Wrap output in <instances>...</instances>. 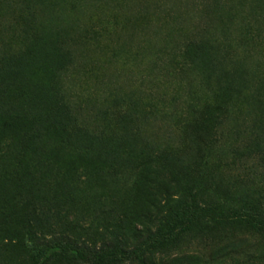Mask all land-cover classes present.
<instances>
[{
  "label": "rangeland",
  "instance_id": "1",
  "mask_svg": "<svg viewBox=\"0 0 264 264\" xmlns=\"http://www.w3.org/2000/svg\"><path fill=\"white\" fill-rule=\"evenodd\" d=\"M188 192L264 216V0H0V264L138 246ZM142 264H264V233L204 223Z\"/></svg>",
  "mask_w": 264,
  "mask_h": 264
},
{
  "label": "trees",
  "instance_id": "2",
  "mask_svg": "<svg viewBox=\"0 0 264 264\" xmlns=\"http://www.w3.org/2000/svg\"><path fill=\"white\" fill-rule=\"evenodd\" d=\"M235 219H243L252 229L264 233V216L257 209L202 204L194 193L188 192L183 199L175 201L166 221L155 231L149 232L138 246L104 243L100 247L87 249L72 245L67 237H60L35 246L31 263L45 264L52 258H61L81 264H142L151 250L177 241L204 223H226Z\"/></svg>",
  "mask_w": 264,
  "mask_h": 264
}]
</instances>
